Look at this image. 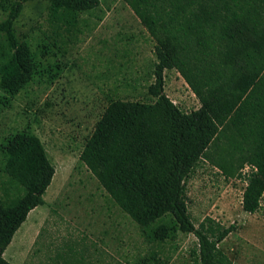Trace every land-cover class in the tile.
I'll list each match as a JSON object with an SVG mask.
<instances>
[{
    "label": "trees",
    "instance_id": "trees-1",
    "mask_svg": "<svg viewBox=\"0 0 264 264\" xmlns=\"http://www.w3.org/2000/svg\"><path fill=\"white\" fill-rule=\"evenodd\" d=\"M30 0L9 1L0 22L7 53L0 63V89L9 98L32 81L52 84L80 30L81 15L98 0H48L50 34L37 52L19 39L14 23ZM155 41L152 103L109 100L79 159L111 200L147 239H197L199 264H232L219 249L235 227L204 219L196 228L187 212L186 180L199 161L225 177L241 176V207L258 210L264 194V0H121ZM175 69L199 107L181 111L163 93V71ZM7 101L6 98H3ZM3 171L19 186L0 196V264L28 213L44 203L54 167L39 138L27 129L0 142ZM154 254L136 264H158Z\"/></svg>",
    "mask_w": 264,
    "mask_h": 264
},
{
    "label": "rangeland",
    "instance_id": "rangeland-1",
    "mask_svg": "<svg viewBox=\"0 0 264 264\" xmlns=\"http://www.w3.org/2000/svg\"><path fill=\"white\" fill-rule=\"evenodd\" d=\"M9 1L0 0V22ZM98 2L81 15L80 32L59 57L62 72L52 84L32 81L11 98L0 89V142L27 129L54 167L43 205L28 213L3 258L11 264H136L154 254L158 264H199L192 233L164 242L147 239L79 159L109 100L155 101L148 92L157 62L155 41L121 0ZM47 6L48 0H30L14 23L17 37L36 52L50 34ZM6 53L0 33V63ZM163 80V93L181 111L199 107L175 69L164 70ZM3 165L0 154V196L10 199L21 190ZM248 171L245 165L240 177H225L202 160L186 180L187 212L196 228L206 218L235 227L218 244L232 264H264V194L256 212L241 207Z\"/></svg>",
    "mask_w": 264,
    "mask_h": 264
},
{
    "label": "crops",
    "instance_id": "crops-1",
    "mask_svg": "<svg viewBox=\"0 0 264 264\" xmlns=\"http://www.w3.org/2000/svg\"><path fill=\"white\" fill-rule=\"evenodd\" d=\"M3 256V255H2Z\"/></svg>",
    "mask_w": 264,
    "mask_h": 264
}]
</instances>
